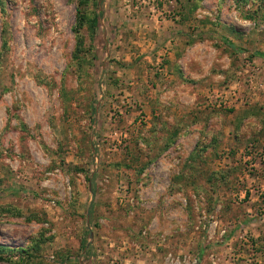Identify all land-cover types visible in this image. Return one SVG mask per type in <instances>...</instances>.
<instances>
[{"label": "rangeland", "instance_id": "obj_1", "mask_svg": "<svg viewBox=\"0 0 264 264\" xmlns=\"http://www.w3.org/2000/svg\"><path fill=\"white\" fill-rule=\"evenodd\" d=\"M0 264H264V0H0Z\"/></svg>", "mask_w": 264, "mask_h": 264}, {"label": "trees", "instance_id": "obj_2", "mask_svg": "<svg viewBox=\"0 0 264 264\" xmlns=\"http://www.w3.org/2000/svg\"><path fill=\"white\" fill-rule=\"evenodd\" d=\"M93 22L96 24V20H93ZM94 23H93V24H94Z\"/></svg>", "mask_w": 264, "mask_h": 264}]
</instances>
